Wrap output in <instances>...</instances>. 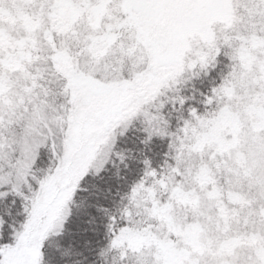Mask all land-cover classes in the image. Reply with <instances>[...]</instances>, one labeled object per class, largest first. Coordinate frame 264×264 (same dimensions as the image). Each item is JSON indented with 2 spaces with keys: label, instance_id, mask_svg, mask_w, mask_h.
Masks as SVG:
<instances>
[{
  "label": "snow or ice",
  "instance_id": "obj_1",
  "mask_svg": "<svg viewBox=\"0 0 264 264\" xmlns=\"http://www.w3.org/2000/svg\"><path fill=\"white\" fill-rule=\"evenodd\" d=\"M0 264H264V0H0Z\"/></svg>",
  "mask_w": 264,
  "mask_h": 264
}]
</instances>
